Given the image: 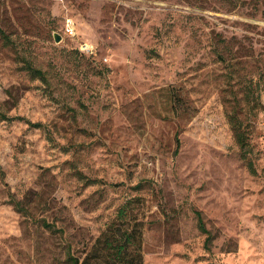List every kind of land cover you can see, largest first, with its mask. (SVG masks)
Wrapping results in <instances>:
<instances>
[{"label": "rangeland", "instance_id": "obj_1", "mask_svg": "<svg viewBox=\"0 0 264 264\" xmlns=\"http://www.w3.org/2000/svg\"><path fill=\"white\" fill-rule=\"evenodd\" d=\"M263 92L264 0H0V264H264Z\"/></svg>", "mask_w": 264, "mask_h": 264}, {"label": "trees", "instance_id": "obj_2", "mask_svg": "<svg viewBox=\"0 0 264 264\" xmlns=\"http://www.w3.org/2000/svg\"><path fill=\"white\" fill-rule=\"evenodd\" d=\"M29 69L34 77H44L41 70L33 67H29ZM262 98L264 103V92L262 93ZM229 121L235 142L243 152L242 154L247 156L250 149L245 132L238 123L236 116H230ZM34 126L41 127L42 124H34ZM1 174L3 175V172ZM12 201L16 208H20V202ZM196 215L200 230L207 235L206 242L209 243L211 236L205 228L202 215L200 212H196ZM142 243L143 223L138 219L137 214H133L131 208L124 205L97 239L94 251L98 253V258L105 260L107 264H143ZM68 262L70 264H80V260L71 255L68 257Z\"/></svg>", "mask_w": 264, "mask_h": 264}, {"label": "built area", "instance_id": "obj_3", "mask_svg": "<svg viewBox=\"0 0 264 264\" xmlns=\"http://www.w3.org/2000/svg\"><path fill=\"white\" fill-rule=\"evenodd\" d=\"M70 25H72V23H71V21L70 22H68V24H67V31H68V33H72V29H71V26Z\"/></svg>", "mask_w": 264, "mask_h": 264}, {"label": "water", "instance_id": "obj_4", "mask_svg": "<svg viewBox=\"0 0 264 264\" xmlns=\"http://www.w3.org/2000/svg\"><path fill=\"white\" fill-rule=\"evenodd\" d=\"M55 40L56 42H59L61 40V36L59 34L55 35Z\"/></svg>", "mask_w": 264, "mask_h": 264}]
</instances>
